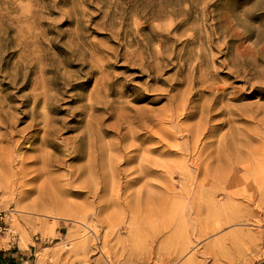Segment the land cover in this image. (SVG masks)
I'll use <instances>...</instances> for the list:
<instances>
[{"label": "rangeland", "instance_id": "obj_1", "mask_svg": "<svg viewBox=\"0 0 264 264\" xmlns=\"http://www.w3.org/2000/svg\"><path fill=\"white\" fill-rule=\"evenodd\" d=\"M39 79L56 145L0 128V246H32L31 264H264V0H0V95ZM89 97L114 107L87 139L91 111L68 126Z\"/></svg>", "mask_w": 264, "mask_h": 264}, {"label": "bare ground", "instance_id": "obj_2", "mask_svg": "<svg viewBox=\"0 0 264 264\" xmlns=\"http://www.w3.org/2000/svg\"><path fill=\"white\" fill-rule=\"evenodd\" d=\"M35 43V42H34ZM33 43V44H34ZM24 44V43H23ZM19 45H21V43H19ZM83 58V57H82ZM148 61V60H147ZM146 61V62H147ZM89 62V61H88ZM83 63V62H82ZM85 65V64H84ZM88 69L84 74H88V73H102L101 69H99L98 67L95 66V69L93 68V65H91L90 63L88 64ZM144 65V63H143ZM150 65V64H149ZM147 65V66H149ZM30 66V65H29ZM146 66V67H147ZM34 66L28 67V73L29 72H34L33 68ZM152 67V66H151ZM27 68V69H28ZM154 68V66H153ZM155 69V68H154ZM180 69V68H178ZM177 69V70H178ZM193 69V68H192ZM199 69V68H198ZM176 70V71H177ZM35 71H37L38 73H44L46 71H50V68H36ZM179 71V70H178ZM18 72V71H17ZM20 72V71H19ZM18 72V73H19ZM151 72V71H150ZM154 72V71H153ZM156 72V71H155ZM27 71H25V76L28 74ZM22 75V74H21ZM151 75V74H150ZM189 75V74H188ZM85 76V75H84ZM24 77V76H23ZM54 77V76H53ZM60 77V76H59ZM104 78V76H103ZM153 77H151L152 79ZM157 78V76H156ZM197 78V77H196ZM22 79V77L20 76V74H13L12 77H10L8 85H11L12 88H15L16 92H19L21 89L25 88L27 85V80L26 79H22L20 81V83L17 85L18 81ZM42 79V77L40 78ZM39 79V80H40ZM107 81H109L108 79H106ZM156 80V79H155ZM193 80V79H192ZM117 81V80H116ZM113 79H111V81L109 82H105L102 81L100 82V88L98 89L99 92H101V90H105V94L106 93V89L105 86L107 87L108 91H110L111 93L115 92L114 85L116 86L117 84H115V82ZM180 83V82H179ZM178 83V85H179ZM181 83H183L181 81ZM63 85V83H61ZM78 84V83H76ZM76 84H70L69 87L67 89H72L75 87ZM51 80L47 79V80H40L38 82H34L31 87L30 90L28 92H25L21 95L15 96L14 94L10 95H0V128H3L5 130V135H9V133L11 131L7 130L8 127H15L16 123H24V126L22 128V130H20L21 132L24 130H28V132L30 133V136L28 137V139L30 137H32L31 141L29 140V146L30 149H35V142L37 139H39V146H47V145H56L55 141H54V137L53 134L55 133V127L53 122H55L56 118L54 119L52 117L51 112H60V109L56 110L54 109V105H55V95L53 93L50 92L51 90ZM105 85V86H104ZM173 85V84H171ZM171 89H173V86H171ZM117 87V86H116ZM192 87V86H191ZM118 88V87H117ZM62 91V90H61ZM21 92V91H20ZM130 92L133 93V90L130 89ZM129 92V93H130ZM136 92V91H135ZM104 93V91H103ZM109 93V92H108ZM222 93V92H221ZM56 94V93H55ZM110 94V93H109ZM123 95V94H122ZM130 95V94H129ZM134 95V93H133ZM224 95V94H223ZM71 102H78V101H82L84 100V96L82 94H77L76 96H71ZM122 97V96H121ZM199 97V96H198ZM216 97V96H215ZM224 97V96H223ZM60 98V97H59ZM201 98V97H200ZM118 99V98H117ZM132 100H137L138 97L136 95L132 96L131 98ZM217 99V98H216ZM18 100L19 103L15 104L13 103V101ZM58 100V99H56ZM215 100V99H214ZM218 100V99H217ZM115 102V101H114ZM214 103V102H213ZM218 103V102H217ZM79 107L76 106V108L74 110L71 111V115L72 118L69 120H74L76 123L68 126L69 129L71 130H76L78 128H82L80 127L81 125H79L80 121H83L82 119L84 118V116L87 114L88 111H91L89 118H86L85 120V127H83V130L80 131V134L77 135V137H85L87 139H89V131L90 129H88V126L90 124V120L91 117H93L92 112L96 111V110H104L105 113L107 114L108 117H112L113 114L112 112L109 111L110 108L114 107L112 101L109 102V100L107 101V99H102L101 97H97V98H91L89 97L87 102H79L78 103ZM214 105V104H213ZM211 105V106H213ZM116 106V104H115ZM184 106V105H183ZM200 106V105H199ZM215 106V105H214ZM222 106V105H221ZM57 107V106H56ZM175 108V107H174ZM206 108V107H205ZM223 109L224 107H220L219 109ZM70 109V108H69ZM210 109V107H209ZM212 109V108H211ZM207 110V109H206ZM206 110L203 108L199 111V115L202 117L203 115H205ZM230 111V110H229ZM177 112V111H175ZM210 112V110H209ZM228 112V111H226ZM78 114L79 117L75 118V114ZM51 114V115H50ZM89 114V113H88ZM180 115V113H178ZM182 114V113H181ZM210 114V113H209ZM188 118H190L191 116L196 115L195 111H190L187 112L186 114ZM208 115V113L206 114ZM101 116V115H100ZM106 116V115H105ZM99 118V117H98ZM58 120H62V118H57ZM100 119V118H99ZM204 120V117H203ZM66 123V121L63 122V124ZM53 124V125H52ZM176 124V123H175ZM84 125V124H83ZM91 125V124H90ZM92 129V128H91ZM119 129V128H118ZM42 130V134L39 136V131ZM95 130V129H94ZM97 130V129H96ZM13 131V130H12ZM17 132V131H16ZM93 135V134H91ZM11 136V134H10ZM9 136V137H10ZM26 136V135H25ZM91 137V136H90ZM11 139V138H10ZM13 139V138H12ZM25 139V138H24ZM27 140V138H26ZM19 141V140H18ZM94 141V140H93ZM145 141V140H144ZM20 142V141H19ZM76 142V141H75ZM74 142V143H75ZM84 144V143H83ZM77 145V144H76ZM79 145V144H78ZM85 145V144H84ZM87 145V144H86ZM72 146V145H71ZM96 146V145H95ZM120 146V145H119ZM145 146V145H144ZM135 147V146H134ZM77 147L74 146V150ZM192 149V148H191ZM148 150V149H147ZM86 153V152H85ZM78 155V154H77ZM74 156V157H78V156ZM84 156V155H83ZM93 156V155H92ZM92 159V158H91ZM118 163V162H117ZM93 167V166H92ZM83 168V167H82ZM4 169V168H3ZM146 169V168H145ZM117 171V170H116ZM143 172H147L143 171ZM147 184V183H146ZM48 231L49 228H45V231ZM1 231H5V228H1L0 227V232ZM12 236V234H10V237ZM20 239V238H19Z\"/></svg>", "mask_w": 264, "mask_h": 264}, {"label": "crops", "instance_id": "obj_3", "mask_svg": "<svg viewBox=\"0 0 264 264\" xmlns=\"http://www.w3.org/2000/svg\"><path fill=\"white\" fill-rule=\"evenodd\" d=\"M31 245V244H30ZM32 246L26 250H9L3 244L0 246V264H31Z\"/></svg>", "mask_w": 264, "mask_h": 264}]
</instances>
